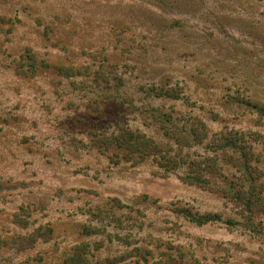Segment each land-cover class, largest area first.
Masks as SVG:
<instances>
[{"label":"rangeland","instance_id":"374dc122","mask_svg":"<svg viewBox=\"0 0 264 264\" xmlns=\"http://www.w3.org/2000/svg\"><path fill=\"white\" fill-rule=\"evenodd\" d=\"M48 29L62 38L55 41ZM91 40L104 48H88ZM154 41H174L177 49L167 46L160 54L178 59L174 74L196 103L187 109L192 118L173 114V122L185 124L191 136L199 117L208 135V143L182 154L215 158L212 178L222 191L181 180L185 171L171 170L172 162L166 168L157 160L114 165L90 148L95 137L87 126L105 123L108 132L118 120L138 126L116 115L122 106L104 112L103 120L85 111L94 97L84 87L90 73L104 55L116 57L119 44ZM31 54L52 65L68 57L81 75L66 78L45 69L31 79L14 75L19 57ZM141 74L147 81L152 73ZM164 102L153 106L172 105ZM146 132L171 146L170 156L177 153L159 131ZM224 142L235 147L221 150ZM9 182L19 187L0 190V264H62L67 243L76 242L86 222L128 237L132 247L146 244L157 260L163 252L165 262L264 264V0H0V184ZM112 195L141 213L113 208L112 214L106 206L98 214L94 207ZM185 213L221 221L199 226ZM39 227L52 229L51 241L20 251L15 238ZM110 246L92 251L91 260L105 264L106 257L125 253L124 246Z\"/></svg>","mask_w":264,"mask_h":264},{"label":"trees","instance_id":"16d2710c","mask_svg":"<svg viewBox=\"0 0 264 264\" xmlns=\"http://www.w3.org/2000/svg\"><path fill=\"white\" fill-rule=\"evenodd\" d=\"M82 24H84V22L80 23L81 27ZM115 28L116 27L113 29ZM68 29L63 28L62 30L69 31ZM108 29L110 32L112 31V29ZM46 32H50L55 36V41L62 38L61 34H57L58 31L53 33L52 29H48ZM93 41L94 40L90 41L91 44L88 48L92 49L91 47L95 46L94 44H96V47L104 48V43H99L98 41L95 43ZM135 44L130 42L119 44L116 57L112 54L108 56L104 55L97 69L89 75L92 76L91 82H88V85L86 84L84 87L87 86L90 91L94 93V97L88 101L85 107L87 113L94 115V117H101L103 120L105 118L104 112L122 106L124 111L116 110V115L122 117L124 113L132 117L133 120H136L138 126L132 128L128 123L119 120L115 123L111 122L108 124L109 127L112 128L111 132H108V130L104 128L105 123H97L95 127L87 126L86 129L89 131V134L95 137L90 148L92 150L100 149L101 152L106 153L109 162L114 165L120 162H131V165H138L157 160L161 168H166V166L172 162L174 166L171 170L177 168L184 169L185 175L181 180L197 182L212 187L215 190L222 191L223 188L221 189V185L214 182L212 178V176L216 175L218 172L215 158L206 155L199 159H188V154H182L185 149H192L194 146L203 143V141L207 142L208 135L204 123L199 117L193 119L197 121L198 125L191 129V132H193L191 136L190 133L186 132L185 124H183V126H178L173 122V114L180 117H184L186 114L188 119L192 118L187 109L189 107L193 108L196 104L195 101L191 100V92L185 88V85L180 83L179 79L174 74L172 66L178 59H169L166 61L162 57L163 55L160 54V51L166 49L167 46L171 49H177V46L174 44V41L170 43H159L155 41L149 43L135 42ZM117 46L118 45H113V48L116 50ZM83 50H86L84 45ZM136 51H146L150 54L142 58L134 53ZM131 52H133V56L127 55V53ZM127 56L129 58L128 62L130 63L126 62ZM23 60H25V63H23ZM168 62L171 63L169 64ZM165 63L166 65H164ZM15 65L13 74L23 78L31 79L38 74H42L44 69L48 71L52 70L58 75H62L66 78H73L81 75L78 71L79 69H75L72 66L68 57H66L63 62L52 65L38 60L35 54L29 56L22 55L19 57L18 62L16 61ZM132 71L136 72V77L133 80L130 76H127L128 74H132ZM141 72H151L152 74L148 77L147 81H141ZM131 81L133 85L129 87L127 83L129 84ZM160 101H166L164 103H170L172 105L170 108L162 107L161 105L162 108H159V105L153 106L155 102ZM177 106H182V110L179 111L176 108ZM149 129L159 131L161 138H166L172 145H176L177 153L170 156L169 152H171L173 148L169 145L163 147L156 138L150 136L146 132ZM225 145L229 148L235 147L233 142H226V144L224 142L219 148L221 150L225 149ZM208 146L210 147V144ZM216 149H218V145ZM17 183L18 182H13L10 184L9 182L4 185L0 184V190H16L19 187ZM88 192L95 193V191ZM106 206L111 209L118 208L123 211L141 213V211L136 209L132 204L113 195L108 197L102 206L98 205L94 207V209L100 214L102 209ZM115 209H113V211L111 210L112 214L116 212ZM96 216L98 215H93V217ZM185 216H187L191 223L199 226L221 221L216 215L195 217V215L191 213H185ZM114 219L119 223L118 218ZM246 227L251 232H255L250 224L246 225ZM78 228L80 231H77L78 239L72 244L67 243V248L63 252L65 259L62 264H97V261L93 262L91 260V258H94V260L96 258L92 251H103L105 246L108 248L110 245L115 248L124 246L125 253L106 257L105 264H126L127 261L133 262L134 264H175L174 260L167 259L166 262L163 261L162 257L165 256L163 252L160 254L159 260H157L153 249L147 248L146 244H142L145 248H141L143 246L132 247V243L126 239L128 237L123 238L120 235H113L103 229L105 227L100 228L97 224L93 225L91 222H86L82 223ZM122 228H124V226ZM51 234V228L47 227L45 230H42V227H39L27 236L15 238V241L19 245V250L24 251L33 248L39 241L50 242L52 239ZM101 234H106L107 238L105 240L99 239L94 242H90L87 239L88 237ZM80 235L82 237H80Z\"/></svg>","mask_w":264,"mask_h":264}]
</instances>
